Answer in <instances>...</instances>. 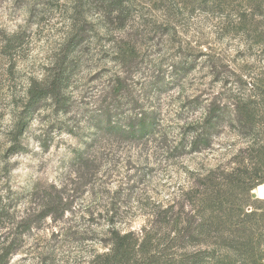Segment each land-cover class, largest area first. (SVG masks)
I'll return each instance as SVG.
<instances>
[{
    "label": "rangeland",
    "instance_id": "rangeland-1",
    "mask_svg": "<svg viewBox=\"0 0 264 264\" xmlns=\"http://www.w3.org/2000/svg\"><path fill=\"white\" fill-rule=\"evenodd\" d=\"M78 1L0 0V195L10 207L3 231L10 228L22 239L11 264H72L93 247L102 250V221L87 210L120 207V226L137 229L147 219L148 205L187 185L189 171L226 163L231 146L240 145L229 126L210 150L192 155L168 156L155 135L140 143L92 145L87 120L99 115L94 105L113 92L116 76L125 77L126 86L113 113L154 110V128L169 138L186 128L192 110L206 111L213 95L264 83V40L254 31L259 19L248 15V25L237 23L238 15L248 13L238 9L243 0H224L225 13L193 9L183 0L184 15L178 18L163 14V0H124L128 16L122 30H113L93 6ZM66 55L75 56L66 104L49 98L26 114L29 85L44 82ZM170 64L189 71L173 82ZM193 98L198 107L189 109ZM81 152L87 162L98 159L85 186L75 171ZM261 184L250 192L251 201L264 199ZM54 190L67 204L72 201V212L61 221L46 217L21 227L19 221L36 218L42 197ZM81 227L88 229L85 234Z\"/></svg>",
    "mask_w": 264,
    "mask_h": 264
},
{
    "label": "trees",
    "instance_id": "trees-1",
    "mask_svg": "<svg viewBox=\"0 0 264 264\" xmlns=\"http://www.w3.org/2000/svg\"><path fill=\"white\" fill-rule=\"evenodd\" d=\"M182 1L163 0V14L169 13L175 18L184 15L181 10L186 2L181 6ZM243 1L244 4L239 2L238 9L248 13L238 15L237 23L248 25L245 21L248 15L258 18L260 24L257 23L254 31L264 40V0ZM78 2L81 6H93L94 14H99L103 23L113 30L125 28L128 9L124 0ZM187 3L193 9L206 12L216 9L222 13H225V4H229L224 0H190ZM231 14L228 12V15ZM234 22L230 23L232 29H237ZM74 57L68 59L66 55L63 66L58 64L44 82L29 85L28 100L23 106L26 114H32L40 101L49 98L57 106L66 104ZM169 66L173 82L174 78H181L189 71L176 68V64ZM257 80L258 83L262 81L259 77ZM111 85L113 92L97 100L102 109L94 105L99 115L95 114L87 120L86 137L93 141L92 145L101 142L140 143L155 135V140L162 144L168 156L182 151L192 155L210 150L221 130L227 126L234 131L240 145L231 146L226 153L230 154L226 163L204 171H189L187 185L163 193L155 199V204L148 205L144 211L147 219L137 229H123L120 226L121 222L116 218L120 207L87 210L93 220L102 221L103 237L100 239L103 249L93 247L79 255V259L72 264H264V199L251 201L250 198V192L264 182V83L257 85L253 82L250 87H246L245 83V87H240L243 92H232L227 96L222 93L213 95L206 105V111L195 114L197 109L192 110L185 122L186 128L183 127L182 132L171 138L164 131L154 128V110L136 109L124 115L113 113L118 107L116 99L123 96L126 78L116 76ZM191 102L189 109L198 107L196 98ZM83 156L85 154L81 152L77 157L79 159L76 158L80 161L75 171L77 177L80 175L79 178L85 180L82 183L85 186L88 184L87 175L92 176L98 170V164H95L98 159L93 161L95 167H92V161L87 162ZM63 199L56 190L46 193L39 203L36 218L28 222L22 218L19 225L28 229L32 222L46 217L61 221L65 212H72V201L67 204ZM8 205L6 198L0 195V222L4 224L0 225V264H11L12 255L22 246L21 237L12 236L10 228L3 231L7 224L4 217L10 209ZM10 224L13 225V222ZM87 230L81 227L80 233L85 234ZM83 236L78 239L83 240Z\"/></svg>",
    "mask_w": 264,
    "mask_h": 264
}]
</instances>
